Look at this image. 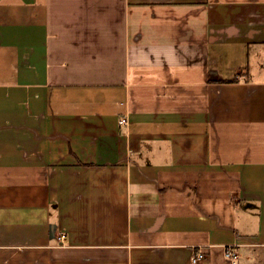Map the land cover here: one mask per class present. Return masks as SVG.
<instances>
[{
	"label": "crops",
	"instance_id": "0c3cea01",
	"mask_svg": "<svg viewBox=\"0 0 264 264\" xmlns=\"http://www.w3.org/2000/svg\"><path fill=\"white\" fill-rule=\"evenodd\" d=\"M227 246L264 264V0H0V264Z\"/></svg>",
	"mask_w": 264,
	"mask_h": 264
},
{
	"label": "built area",
	"instance_id": "2783aa9c",
	"mask_svg": "<svg viewBox=\"0 0 264 264\" xmlns=\"http://www.w3.org/2000/svg\"><path fill=\"white\" fill-rule=\"evenodd\" d=\"M120 123L121 124H127V120L122 119ZM58 240L63 241L64 236L60 235L58 237ZM225 257L231 264H238L239 255L235 251L233 246H227L226 247ZM205 258H206V252L203 249L198 248V249L194 250V252L192 254L191 264H200L201 262H203L205 260Z\"/></svg>",
	"mask_w": 264,
	"mask_h": 264
},
{
	"label": "trees",
	"instance_id": "16d2710c",
	"mask_svg": "<svg viewBox=\"0 0 264 264\" xmlns=\"http://www.w3.org/2000/svg\"><path fill=\"white\" fill-rule=\"evenodd\" d=\"M173 189H188L192 192V195L195 196L196 194V189L193 187V186H189V185H183V186H175V187H172Z\"/></svg>",
	"mask_w": 264,
	"mask_h": 264
}]
</instances>
